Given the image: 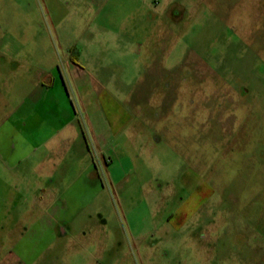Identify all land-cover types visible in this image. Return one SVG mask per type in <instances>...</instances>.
I'll use <instances>...</instances> for the list:
<instances>
[{"label":"rangeland","instance_id":"rangeland-1","mask_svg":"<svg viewBox=\"0 0 264 264\" xmlns=\"http://www.w3.org/2000/svg\"><path fill=\"white\" fill-rule=\"evenodd\" d=\"M0 264H264V0H0Z\"/></svg>","mask_w":264,"mask_h":264},{"label":"crops","instance_id":"crops-1","mask_svg":"<svg viewBox=\"0 0 264 264\" xmlns=\"http://www.w3.org/2000/svg\"><path fill=\"white\" fill-rule=\"evenodd\" d=\"M47 84H50V82H48ZM37 198H38V197H37ZM38 199L42 201V199H41V198H38ZM38 199H36V200H38Z\"/></svg>","mask_w":264,"mask_h":264}]
</instances>
